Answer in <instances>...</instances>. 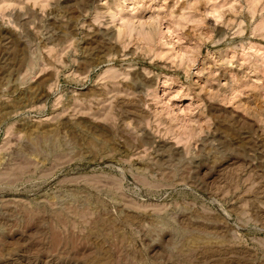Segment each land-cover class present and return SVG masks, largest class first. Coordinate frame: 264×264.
<instances>
[{"label":"rangeland","instance_id":"rangeland-1","mask_svg":"<svg viewBox=\"0 0 264 264\" xmlns=\"http://www.w3.org/2000/svg\"><path fill=\"white\" fill-rule=\"evenodd\" d=\"M0 264H264V0H0Z\"/></svg>","mask_w":264,"mask_h":264}]
</instances>
